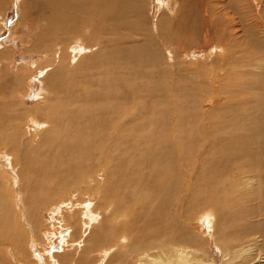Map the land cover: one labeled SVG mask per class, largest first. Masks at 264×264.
<instances>
[{
  "label": "bare ground",
  "instance_id": "1",
  "mask_svg": "<svg viewBox=\"0 0 264 264\" xmlns=\"http://www.w3.org/2000/svg\"><path fill=\"white\" fill-rule=\"evenodd\" d=\"M144 1L23 3L20 22L36 27L34 51L57 40L66 46L55 44L58 59H49L56 54L50 47L45 52V61L53 64L45 78L48 88L43 97L32 91L45 103L36 107L38 112L31 107L19 128L22 133V126L28 127L15 154L22 157L16 159L23 162L21 177L9 172L10 184L21 181L27 207L22 211L30 225L20 224L21 213L9 214L0 194V243L17 255V263H31L22 227L27 233L28 228L43 231L42 209L48 203L58 210V222L46 227L53 236L61 235V247L50 257L59 264H206L193 249L195 215L248 263L255 259V248L264 256L259 246L263 241L264 247V85L246 71L256 83L247 80L236 97L229 93L221 107L203 116L190 94L199 72L176 61L168 78L164 62L163 48L183 43L184 30L196 36L204 27L209 39L215 14L208 13L214 2L227 0H170L174 11L167 6L157 18L156 35L150 32ZM6 2L0 0V9ZM188 16L193 23L184 21ZM3 18L0 12V27ZM69 40L84 45L72 47L70 54ZM90 46L99 51L91 53ZM251 57L245 60L254 64ZM72 58L78 67L70 71ZM34 116L44 124L35 122L29 131ZM101 171L104 178L97 180ZM5 257L0 253V264Z\"/></svg>",
  "mask_w": 264,
  "mask_h": 264
},
{
  "label": "rangeland",
  "instance_id": "2",
  "mask_svg": "<svg viewBox=\"0 0 264 264\" xmlns=\"http://www.w3.org/2000/svg\"><path fill=\"white\" fill-rule=\"evenodd\" d=\"M24 1L25 0H8L0 9V12L4 15L3 21L1 22L3 24L2 27H0V47H2L0 49V67L2 68V72H0V194L3 197L2 203H7L6 205L10 210L9 214L15 213V215L18 216L21 213L22 219L20 224L30 225L28 221L30 218H28L27 211H25L26 213L22 211L24 209L27 210V207L21 181L18 179L15 184H10V182H8V180L11 179V174L9 175V172L13 171L16 174H21L22 171L23 162L20 161L19 163L17 161L20 158L22 159V157L19 158V155L15 154H19L21 146L19 142L23 139L22 133H28L25 129L28 127H25V125L22 126L21 133V129H19L20 125L25 124L28 111L32 109L31 107H34V111L38 112L36 107L39 106V104L45 103L39 100L37 96V98L33 97L34 93L37 94L39 91L44 93L48 88L46 86L48 82L45 78H50L49 73L52 70L53 64L46 62L48 59L45 56V52H47V48L50 47L52 52H56V54L50 56L49 59L54 57L58 59L59 48H57V45L59 44L60 47L64 45L65 47L66 44L57 40L56 42L50 43L48 47L41 45L40 51H34L33 37H35V35L32 36V33L34 34L36 27L34 28L33 25L30 29L20 22L21 16L25 11L23 7ZM227 2H225V4H219L217 1L214 2L215 4L213 3L212 5V7H214L213 13H208L210 16L215 14L217 18L216 20L214 16L211 17H214L212 24L215 22L213 25L215 29L213 30L214 32H210L209 39L205 37L206 33L204 27L196 36L192 31L187 30L188 33H185L186 31L184 30L183 33L186 34L187 37L185 36L183 43H169L170 45L167 46L168 49L163 48L165 68H168V78H172V74H174L177 68L175 64L178 62H180L181 65L188 66L191 71L199 72V80L197 79L194 83H191V85L195 86L194 93L191 90L190 94H192L191 97L194 99L195 105H192L195 107L193 108L198 111L197 113L203 114V116H208L207 114L212 110L221 107L223 104L222 102L226 101L227 98L229 99V93L236 97L235 95H237L236 93L240 85L244 84V82L247 83L253 79L251 82L254 83L256 78V84L259 83L264 85V65L260 63L259 66V64H257L259 61H264V0H231ZM159 5L164 6L158 8ZM167 6L170 11H174L170 5V0L144 1L143 11L146 19L148 18L151 29L150 32L152 34H157L158 29L155 26L157 24V18L160 17L162 12H165ZM180 16L184 18L185 14ZM185 20H189L190 23H193V19H191L190 16L184 19V21ZM29 29L32 30L31 36H29ZM147 29L149 28L145 27L144 33H146ZM190 35H193V37ZM35 40L40 42L38 39ZM80 43V40H69L67 42L68 53L71 54L73 51L72 47L76 49L84 45ZM97 47L90 46L89 50L92 51L91 53L98 52L99 49ZM249 54L250 57L253 56L251 58L253 59V63L258 65L257 67L256 65L253 66L254 64L250 61L245 60ZM173 55L174 57H172ZM228 55H230V57H228ZM255 56L258 58L256 59ZM226 57H228V59ZM232 57L235 59H230ZM242 58L246 63H244ZM25 62H27L26 65H23ZM30 62L35 63L37 66L34 65V67H31L29 65L31 64ZM40 63L42 64L40 65ZM64 63H67V61ZM70 63L74 66L70 67L69 70H76L78 66L74 63L73 58ZM215 64L217 66L214 70L213 65ZM245 64H247V66ZM64 65L67 66V64ZM220 66L224 70L221 69ZM243 70L245 71L244 74L242 73L244 72ZM246 71L257 74V76L255 78L252 76L250 79L251 75ZM225 75H229V83H227L228 79H226L227 77ZM8 76L11 77V81L7 79ZM13 79L15 80L13 81ZM33 90L34 93L32 92ZM258 90L253 92H258ZM219 93H222L219 96L222 97L223 100L217 97ZM46 94H49V92ZM44 95L45 93L42 97ZM230 100H232L234 104L235 100L232 98H230ZM48 110L50 111V109ZM40 115L42 114H39V117H42ZM38 119V116L31 119V123L28 124V126L30 125L29 131L32 125L34 127L35 122L44 124ZM42 120L47 121L45 118ZM210 120L216 121V119ZM200 122L204 124L205 118L203 117ZM14 124L16 126H14ZM29 137L30 135H27L25 139L28 140ZM30 140L34 139L31 138ZM190 173L191 172L188 170V174H186L187 180L190 179ZM19 174L18 177L20 178L21 176ZM100 176V178L97 177V180H102L104 178V171H101ZM163 190H166V188H163ZM48 204L42 209L44 210L43 212L41 210V212L45 214V217L42 219L45 226V228L44 226L42 228H44L43 231L45 233L42 229H40V232H34L32 228H28L27 233L25 226L22 227L24 232L21 228V230L19 229L22 231L21 234L23 239H25L24 248L28 250L27 258L31 261V263L23 261L21 264H59L58 260L52 262V258L50 259V257L57 248L61 247V235L57 234L53 236L50 229L46 227V224H56V222H58V210L55 203ZM77 207H79V205ZM55 215H57V217ZM200 216L201 215H195L191 223L192 225H190L195 233V241H197V245L193 247V249L196 251L195 255L198 256V259L206 264H262L264 262L263 251L261 253L257 248H255V252L253 253L255 259L251 257L250 260L253 261L248 263L245 258L243 259L237 255V252H235L236 249L230 248L228 245L225 247L222 242L219 241V235H217L215 228L206 225L205 222H201ZM210 216L212 215L210 214ZM31 226L34 227L33 225ZM63 227H65V225H63ZM7 240L10 241L9 239ZM259 246H261V249L264 248L263 241L259 243ZM5 247V244L1 242L0 253L7 256L5 257L6 260L2 261V264H20L16 261L17 255H15V258L13 252H8L9 249L6 251ZM11 248L13 249V245H11ZM105 262V260H101V262L97 264H104Z\"/></svg>",
  "mask_w": 264,
  "mask_h": 264
}]
</instances>
